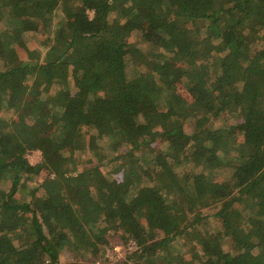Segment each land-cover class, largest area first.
I'll return each instance as SVG.
<instances>
[{
  "label": "trees",
  "instance_id": "obj_1",
  "mask_svg": "<svg viewBox=\"0 0 264 264\" xmlns=\"http://www.w3.org/2000/svg\"><path fill=\"white\" fill-rule=\"evenodd\" d=\"M0 106V264H264V0H0Z\"/></svg>",
  "mask_w": 264,
  "mask_h": 264
},
{
  "label": "rangeland",
  "instance_id": "obj_2",
  "mask_svg": "<svg viewBox=\"0 0 264 264\" xmlns=\"http://www.w3.org/2000/svg\"><path fill=\"white\" fill-rule=\"evenodd\" d=\"M93 15H94L93 10H90V16L92 17ZM49 19H50V21H52L51 20L52 18H49ZM193 21H194L193 19L191 21H188L189 22V25L191 27H197L199 29L200 28L204 29V27H205L204 22L196 21L197 24H198V26H196V24H194ZM199 24H201L202 26L199 27ZM39 27L46 28V26L44 24H42V23H40V24H36L35 23V26H33V28L27 29L24 32V36L26 38H30L32 32L37 31V28H39ZM34 28H36V29H34ZM144 28L145 29H143L142 31L147 32L148 31V25L147 24L144 25ZM47 29L51 31V24L49 26H47ZM136 33L137 32H135V33H132V31L129 32V34L127 36V39L128 40L130 39V40L134 41L136 38H138L137 36H135ZM138 34H141V33L138 32ZM40 35H41V37L44 38V36L46 35V33L45 34L41 33ZM162 40L160 41L161 44H162ZM51 42H53V40ZM51 42H50V44H49V42H42V45H41L42 50H40L41 51V58L42 59L45 56L46 50L48 49L49 45H51ZM146 43L147 42H145L144 44H146ZM179 79H181V83L179 85L181 86V88H183V93L189 95L190 94L189 93V89H188L189 80L187 78H185V77H182V78H179ZM160 104L163 105L164 104L163 101H161ZM0 115L4 119H8L10 121V123H11L12 126L15 125V122L14 121H15V119H17V115H15L11 111L7 110L4 106H0ZM194 123H195V119H193L192 121H190L187 124V127L188 128H193ZM163 137H164V135L159 134V138L154 142V145L156 147H161V142H162ZM107 140L102 142V146H103V150L102 151H104L106 154H108L104 158V161H106V162L113 155V153H118L120 155L124 151H128L129 149L127 147H130L131 146L130 143L124 144L123 142H118L117 144L115 143L116 144L115 145V144H113L114 140H112V141H110V140L107 141ZM109 152L111 153V155L109 154ZM79 154L81 156V159L80 160H78V155ZM90 155H91V152L88 150V148H83L81 150L80 149L79 150H74V153L71 152L69 154V157L68 158H69L70 161H69V164L68 165L71 168L79 169V170L82 169V168H84L85 166H89V165L95 163V161L92 159V157ZM28 157H29V159H30L31 162L36 163V162H39L41 159H43V154H42L41 149H35V150L29 152ZM111 158H114V156H112ZM112 163H116V162H112ZM185 167L187 169H192V170H195V171L202 170V166L201 165H197V166L195 165V166H192L190 168V164H189V165H186ZM109 169H111V168H109ZM109 169H108V166L106 164H104L103 170L104 171L107 170L106 173H108ZM45 172H46V170L44 171V173ZM116 174H118V173H116ZM30 181L32 183L34 182L32 178L30 179ZM214 208H215L214 206H206V207H202V210L205 213H210ZM211 218H212L213 224L216 225L217 220L215 218L213 219V217H211ZM160 232L161 231H158L157 237H160L161 236V233ZM107 235L112 236V237L108 238L109 239L108 241L100 242V252H98L97 255L93 256L88 251V255L90 257H92L91 259H88L89 262L92 261L93 257H96L94 259V261L97 259V263L96 264H98V262H100L101 264H120L122 261H125V260H127L126 264H138V262L136 260H135L136 261L135 262L132 258H129L128 257V255L132 253V250L135 249V248H137V246H138L137 243H136V241L134 239H131V240H128V241L125 242L120 237L119 232L113 233V231L111 233L107 234ZM214 238L217 240V237L216 236H214ZM188 239L187 238H183L181 240V243L184 244V248H186V247L188 248V243H190L188 241ZM230 240L233 241L234 238L233 237H230ZM218 241H219V239H218ZM134 243H135V245H134ZM233 245L234 244H232V245L229 246L228 243H225V244H223V247L226 248V249L227 248L228 249H231V248H233ZM65 257H67V255H65Z\"/></svg>",
  "mask_w": 264,
  "mask_h": 264
},
{
  "label": "built area",
  "instance_id": "obj_3",
  "mask_svg": "<svg viewBox=\"0 0 264 264\" xmlns=\"http://www.w3.org/2000/svg\"><path fill=\"white\" fill-rule=\"evenodd\" d=\"M134 245H135V243H134Z\"/></svg>",
  "mask_w": 264,
  "mask_h": 264
}]
</instances>
